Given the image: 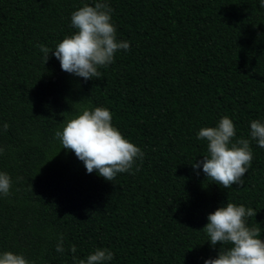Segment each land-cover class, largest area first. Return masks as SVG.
Listing matches in <instances>:
<instances>
[{
    "label": "trees",
    "instance_id": "16d2710c",
    "mask_svg": "<svg viewBox=\"0 0 264 264\" xmlns=\"http://www.w3.org/2000/svg\"><path fill=\"white\" fill-rule=\"evenodd\" d=\"M94 2L0 0V171L12 179L0 198V253L77 264L108 248V264H204L220 245L201 229L227 202L254 209L247 223L264 239V148L250 140L243 185L229 189L192 167L207 155L201 128L227 115L234 140L250 139V122L264 121L262 0H107L130 49L99 79L62 71L51 52L44 64L37 45L54 50L75 31L71 13ZM83 106L108 108L144 152L132 174L106 181L62 148L55 132Z\"/></svg>",
    "mask_w": 264,
    "mask_h": 264
},
{
    "label": "clouds",
    "instance_id": "9594fccd",
    "mask_svg": "<svg viewBox=\"0 0 264 264\" xmlns=\"http://www.w3.org/2000/svg\"><path fill=\"white\" fill-rule=\"evenodd\" d=\"M261 6L264 7V0ZM112 11L107 0H95L94 6L85 3L74 10L70 16L71 26L75 29L73 34L66 35L54 50L43 44L37 45L43 54L44 64L51 52L62 71L84 80L99 79L102 75L99 68L112 64L117 52L130 49L129 42L117 40ZM112 119V113L106 107L83 106L71 118L63 119L62 127L55 132L62 148L73 151L83 162L87 173L96 171L109 182L117 174H132L137 160L142 162L145 155L123 136ZM8 127L7 123L3 124L4 131ZM235 136L236 127L227 115L216 126L203 127L197 133L198 140L207 141V155L192 163V167L195 170L202 166L206 178L223 189L234 184L243 185L242 178L253 160L250 140L264 148V121L255 119L250 122V139L234 140ZM0 154H3L2 148ZM11 188L10 175L0 171V198L10 196ZM256 214L254 209L232 202L210 213L208 223L201 230L208 236L210 245L219 244L220 247L216 257L206 259L204 264H264V239L260 238V228L247 223V219ZM55 250L58 253L65 251L63 235L58 236ZM68 250L75 253L76 246L72 245ZM113 258L114 254L108 248H96L85 259H79L77 264H108ZM0 264L35 262L22 254L5 251L0 253Z\"/></svg>",
    "mask_w": 264,
    "mask_h": 264
}]
</instances>
